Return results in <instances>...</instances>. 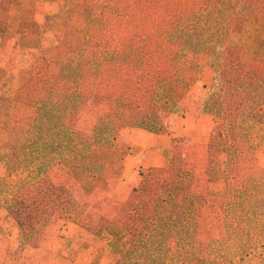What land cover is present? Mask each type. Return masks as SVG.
<instances>
[{"label": "trees", "instance_id": "16d2710c", "mask_svg": "<svg viewBox=\"0 0 264 264\" xmlns=\"http://www.w3.org/2000/svg\"><path fill=\"white\" fill-rule=\"evenodd\" d=\"M41 1L63 5L58 45L23 71L17 89L0 90L2 192L21 231L19 252L40 246L57 212L77 222L86 209L75 199L61 208L35 185L57 165L86 196L120 178V133L158 127L160 109L177 107L201 77L189 56L205 55L215 74L202 107L216 119L210 182L224 174L228 183L226 237L198 239L200 212L184 173L171 167L142 173L113 221L101 219L94 232L109 233L120 249L115 264H246L223 251L227 240L242 253L247 238L264 237V221L256 223L264 217V177L255 158L264 142V0H0V45L20 37L42 47ZM102 99L108 104L91 133L78 135L82 109Z\"/></svg>", "mask_w": 264, "mask_h": 264}, {"label": "rangeland", "instance_id": "374dc122", "mask_svg": "<svg viewBox=\"0 0 264 264\" xmlns=\"http://www.w3.org/2000/svg\"><path fill=\"white\" fill-rule=\"evenodd\" d=\"M62 6V3L53 5L42 1L37 4L35 20L41 26V32L44 33L41 39V48L35 44L27 46L21 42L20 37L9 38L2 42L0 45V90L3 93L13 92L17 89L23 71L28 69L42 52L51 50L58 45L60 33L57 32L55 17L62 15L61 8H58ZM126 20L127 17L124 21L127 22ZM58 24L60 25L61 21ZM251 32L255 35V28L251 29ZM187 62L191 63L193 67L197 66L201 77L177 107L160 109L158 127L154 125L151 130L144 128L149 132L165 135L168 130L165 126L167 119L169 120L173 116L169 125L171 127L172 123L174 127V124L183 123V121L177 120V116L181 118L183 114H196L200 109H203V103L210 93L209 85H212L215 76L214 69L210 66V60H207L205 55H190ZM107 104L108 101L102 99L99 102L90 103L82 109L77 123L78 135L86 136L91 133L97 116L105 110ZM185 118L186 125H191L194 134L195 127L201 122L196 121V117ZM150 124L152 123L150 122ZM214 124L216 125V119L214 121L212 118V122L205 123V126L210 125L212 128ZM157 128H159L158 131L155 130ZM130 132V128L125 129L118 138V142L125 147L126 151L125 170L122 176L102 182L93 194L86 196L79 184L62 165L53 167L41 183L35 185L38 193L51 194L55 197L61 208L75 199L86 205V209L77 222L69 220L62 212H57L47 226L40 246L36 249L27 248L23 253L18 250L20 228L10 215L11 204L2 192L4 190V163L0 159V264H115L118 259L122 258L120 249L112 246V237L109 233L97 235L94 229L98 227L101 219L113 221L122 205L128 201L133 189L139 186L142 181V173H147L149 169L155 168L151 165L156 163V160L142 163V158H138L130 152V143L127 140V135ZM192 138L183 137L180 134L174 137L172 145L166 153L167 160L163 167L173 168L176 176L184 173L183 179L194 199L195 207L200 212L198 239L204 243L217 239L223 240L227 234L224 208L228 183L224 174H220L218 180L210 182L207 143H204L205 136L203 135L200 140L197 139L198 141ZM255 158L259 174L264 177V142ZM225 159L224 155L220 158L222 170L225 169V165H223ZM262 221H264V217H261L256 223L261 224ZM234 243L232 240L226 241L223 255L234 257L236 260L244 258L246 264H264L263 236L247 238L246 246L249 248L242 253L237 251V246ZM193 260L191 259L190 262ZM203 264H213V262L206 261Z\"/></svg>", "mask_w": 264, "mask_h": 264}, {"label": "crops", "instance_id": "0c3cea01", "mask_svg": "<svg viewBox=\"0 0 264 264\" xmlns=\"http://www.w3.org/2000/svg\"><path fill=\"white\" fill-rule=\"evenodd\" d=\"M190 116L196 117V121L201 122L195 127L194 134L192 133L193 129L191 125H186L187 123L185 117ZM172 118L173 116L166 121L165 126L168 128V130L165 135L153 134L144 128H130L131 132L127 135L128 143H130V152H132L134 156L142 158V163H150L152 160H156V163L152 164L151 166L155 168H163L165 161L167 160L166 153L172 145V140H174V137H176L178 134L183 137H193L192 139L195 141H198L197 139H202L204 135V143H207L208 150V144L210 142V136L213 127L211 128L210 125L205 126V123H209V121L212 122L213 117L211 115L203 113L202 109H200V111L196 114H183L181 118L177 116V120L180 122L183 121V123L179 125L174 124V127L171 123L170 127L169 122ZM175 125H177V127H175Z\"/></svg>", "mask_w": 264, "mask_h": 264}]
</instances>
